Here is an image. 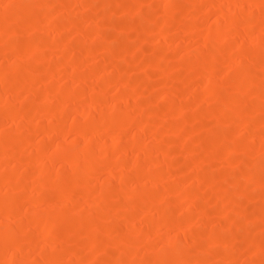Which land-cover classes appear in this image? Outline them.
I'll return each mask as SVG.
<instances>
[{
    "label": "rangeland",
    "instance_id": "rangeland-1",
    "mask_svg": "<svg viewBox=\"0 0 264 264\" xmlns=\"http://www.w3.org/2000/svg\"><path fill=\"white\" fill-rule=\"evenodd\" d=\"M0 264H264V0H0Z\"/></svg>",
    "mask_w": 264,
    "mask_h": 264
}]
</instances>
